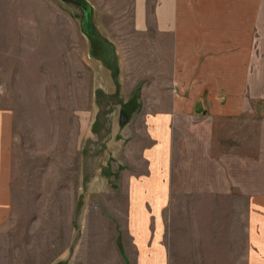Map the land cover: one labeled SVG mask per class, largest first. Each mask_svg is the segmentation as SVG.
<instances>
[{"label": "rangeland", "instance_id": "1", "mask_svg": "<svg viewBox=\"0 0 264 264\" xmlns=\"http://www.w3.org/2000/svg\"><path fill=\"white\" fill-rule=\"evenodd\" d=\"M88 1L0 0V108L15 112L0 264H134L121 175L144 115L170 104L172 40L151 20L136 29L133 0ZM216 135L228 150L230 124ZM218 208L172 198L169 264H246L244 204L236 216Z\"/></svg>", "mask_w": 264, "mask_h": 264}, {"label": "crops", "instance_id": "2", "mask_svg": "<svg viewBox=\"0 0 264 264\" xmlns=\"http://www.w3.org/2000/svg\"><path fill=\"white\" fill-rule=\"evenodd\" d=\"M133 6L136 29L148 30L151 20L172 49L170 104L144 115L132 171L121 175L130 260L169 264L164 214L172 198L198 197L215 198L230 216L243 202L246 264H264V0ZM217 123L230 124L228 150L219 148ZM14 180L15 112L0 108V227L14 213Z\"/></svg>", "mask_w": 264, "mask_h": 264}, {"label": "water", "instance_id": "3", "mask_svg": "<svg viewBox=\"0 0 264 264\" xmlns=\"http://www.w3.org/2000/svg\"><path fill=\"white\" fill-rule=\"evenodd\" d=\"M123 123H124V121H123Z\"/></svg>", "mask_w": 264, "mask_h": 264}]
</instances>
